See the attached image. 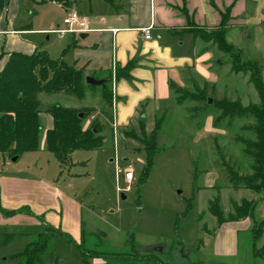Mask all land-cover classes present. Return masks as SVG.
<instances>
[{"label": "rangeland", "instance_id": "374dc122", "mask_svg": "<svg viewBox=\"0 0 264 264\" xmlns=\"http://www.w3.org/2000/svg\"><path fill=\"white\" fill-rule=\"evenodd\" d=\"M38 1L8 0L0 12V19L7 28L29 27L27 34L18 35L20 45L22 41L36 44L37 49L46 50L52 59L61 58L71 65L67 47L78 35L67 32L59 37L54 30L67 27L63 19L71 11L86 13V1L78 0L66 7L55 1ZM259 1L233 0L231 15L237 12L238 2L253 8ZM214 3L217 6V0ZM210 9L212 12L216 8ZM198 10L200 8L196 9L195 15ZM215 11L218 15V10ZM261 12L264 19V10ZM246 16L244 13L241 18ZM206 18L210 19L211 15L206 13ZM194 21L207 25L205 14L202 20L195 16ZM226 26L227 42L241 52V62L258 60L264 81V20L258 21L255 15L249 22H232ZM217 28L203 27L202 31L209 37L207 41L194 39L192 33L181 31L177 36H163L157 44L158 51L165 58L164 65L172 67L180 61V81L174 86L192 91V98L175 103V93H172V97L158 105L148 101L137 109L129 110L133 113L125 120L118 118L104 122L99 116L103 124L102 147L73 151L68 166L60 167L54 155L46 150V126L41 120L38 148L21 153L15 160L6 158L7 164L2 171L4 175L18 174L22 181L35 179L49 183L51 186L46 185L48 193L43 201L45 210L36 213L39 217L0 222V233L26 234L17 235L4 247L0 245V259L22 249L34 235L47 231L49 226L52 228L53 264H81L83 254L78 244L82 241L83 223L86 235L94 232L101 236L88 234L83 242L87 249L126 251L129 247L126 239L132 234L138 252L167 255L173 264L263 262V258L253 255L252 247H259L264 241V192L256 193L243 186L233 188L227 173L228 168L240 175L250 171L249 160L241 151L238 137H250V132L242 127L248 126L252 120L226 118L214 122L220 114L221 102L238 101L246 106L257 103L259 97L249 81V72H235L231 68V62L237 57L217 48L212 39ZM10 42V36H1L0 48L4 43L8 50L18 49L12 48ZM188 65L193 66L185 67ZM38 98L40 115L46 114L44 108L50 103L71 107L85 103L98 107L100 103L95 95L78 100L63 93L41 92ZM208 98L210 102H207ZM109 110L112 112L113 109ZM162 113L164 118L157 137L158 150L147 167L141 144L124 132L133 129L129 135L133 132L141 136L139 123L143 121L145 132L149 133L155 117ZM84 122L89 123L88 119ZM193 161L200 170L198 183L201 187L198 191L193 185ZM127 171L132 173L131 180L124 177ZM39 186H36V191L43 193L45 185ZM216 194L224 214L242 198L255 199L257 204L252 216L225 223L220 231L206 208L207 201ZM260 221L263 222V234L253 244L252 227ZM202 224H205L207 232L201 230ZM96 241H101L98 246L94 244ZM100 262L101 258H90L91 264ZM0 264L11 262L2 260Z\"/></svg>", "mask_w": 264, "mask_h": 264}, {"label": "trees", "instance_id": "16d2710c", "mask_svg": "<svg viewBox=\"0 0 264 264\" xmlns=\"http://www.w3.org/2000/svg\"><path fill=\"white\" fill-rule=\"evenodd\" d=\"M44 1H55L66 7L78 0H39L38 2ZM104 1L110 6L113 5V0ZM7 4L8 0H0V12ZM189 26L182 32L192 33L194 39L209 40L205 31H202L203 27L192 24ZM226 28V24H220L212 39L219 50L237 57L231 62L233 71L249 72V81L257 91L259 101L246 106L241 105L238 101L221 102L219 105L220 114L214 122L218 123L226 118L238 120L250 118L252 120L248 126L242 127L250 132V137H238V142L242 147L241 151L249 160L250 171L240 175L237 171L228 168V180L235 189L243 186L256 193L264 192V81L261 65L258 60L247 59L241 62V52L235 50L233 45L226 40ZM5 55L6 59L0 68V156L2 159L19 156L23 152L38 148L39 133L42 130L41 102L38 98L41 92L63 93L81 100L89 89L99 87L101 99L105 105L100 110L89 106H64L59 103H50L45 106L44 112L51 118V127L44 130V146L54 155L60 167L70 164V155L75 150H96L102 147L103 124L98 118L101 116L104 122L113 121L112 112L109 110L112 105L110 73L108 79L101 86H97L85 83L83 66L76 67L67 64L61 58L52 59L44 49L35 48L32 53L25 54L17 51L5 52L0 48V61ZM132 66L131 61L122 67L116 66L115 77H129ZM173 87L175 103L194 96L192 91L177 86ZM201 99H203V94H201ZM93 113H96L95 117L89 120L88 117ZM163 114L155 117L153 128L149 133L145 132L143 121L139 123L141 136L135 135L133 132L129 135L128 132L134 131L133 129L124 132L126 136L133 137L141 144V148L146 154L147 167L152 163L158 150L157 137L162 126ZM85 119H88V124L84 122ZM199 174L197 163L193 161V185L196 191L201 187L198 183ZM256 204L255 199L242 198L239 203L233 204L227 214H224L219 205V195L216 194L207 201L206 208L215 218L216 227L219 228L226 222H236L252 216ZM0 212L4 216L17 213L34 216L28 206L13 210H5L0 207ZM262 224L263 222L260 221L252 227L253 244L263 234ZM47 229V231L34 235L22 249L7 254L0 261L9 260L11 264H53L54 255L50 244L52 228L48 226ZM201 230H206L205 224H202ZM81 233L82 241L78 244L83 254L81 264H91L90 258L95 257L102 259V262L98 264H173L167 255L162 257L156 252H138L132 234L126 239L128 250L105 252L96 248L87 249L83 246L88 234L101 237L98 233L90 232L86 235L85 230H82ZM17 235L26 234L0 233V245L4 247L10 244ZM100 242L96 241L95 246H98ZM254 254L264 258V241L259 247L254 245Z\"/></svg>", "mask_w": 264, "mask_h": 264}, {"label": "crops", "instance_id": "0c3cea01", "mask_svg": "<svg viewBox=\"0 0 264 264\" xmlns=\"http://www.w3.org/2000/svg\"><path fill=\"white\" fill-rule=\"evenodd\" d=\"M84 1L87 3V12L79 15L86 20L90 30L82 32L85 34L83 38L77 34V38L72 39V43L67 47L68 53L71 55L69 60L71 65L83 66L84 77L91 76L94 79L105 81L108 79L109 73L111 74L113 120L118 118L125 120L133 113L129 110L139 108L142 103L151 101L155 106L166 100L167 97H172L173 86L179 84L180 81V61L173 64L172 67L163 64L165 58L158 51L157 45L163 36H177L182 30L190 27V24L212 28L219 27L222 23L249 22V19L255 15H257L258 21L264 20L261 12L264 10V0H260L253 8H248V4L242 6V3L238 2L237 12L234 15H231L232 9H230L233 0H217V6L214 3L215 0H113L112 6L104 0ZM209 7H215L218 10V15L216 9L211 12ZM197 8L200 10L195 15ZM207 8L208 10H205ZM206 13L211 15L210 19L206 18ZM244 13L247 16L243 19L241 16ZM204 14L207 25L198 24L194 21L195 16L202 20ZM228 18L231 20L228 21ZM147 27H150V38H145L141 31L142 28ZM28 32L29 27L25 25L7 28L1 18L0 37L10 36V46L18 48L8 50L7 44L3 43L2 49L5 52L32 53L36 44L22 41V46L20 45L21 40L18 38V35ZM153 33L156 34L155 38ZM5 59L6 55L0 61V68ZM129 61L133 63L129 77L116 78L114 75L115 67H122ZM191 66L193 65L185 67ZM92 94L100 101L99 106L85 103L79 107L89 106L96 108V110L104 108L100 88L89 89L85 97L93 96ZM95 115L96 113L90 115L89 120ZM42 119L46 126L45 129L50 128L51 118L47 114H43L40 115V120ZM5 159L0 156V207L5 210H13L28 206L34 216H38L36 213L45 210L46 204L43 201H45L48 193L46 185H51L45 180L28 179L22 181L18 174L8 173L4 175L2 167L4 168L7 164ZM40 184L45 185L43 193L38 189L36 191V186L40 188ZM34 216L24 213L4 216L0 212V222L16 221V219L23 217L31 219ZM222 225L224 226L225 223ZM222 225L219 227L220 231ZM81 226L82 232L84 230L83 223ZM219 233L221 232H217V234ZM231 233L235 234V232ZM252 253L255 256L254 247H252ZM261 264H264V260Z\"/></svg>", "mask_w": 264, "mask_h": 264}, {"label": "built area", "instance_id": "2783aa9c", "mask_svg": "<svg viewBox=\"0 0 264 264\" xmlns=\"http://www.w3.org/2000/svg\"><path fill=\"white\" fill-rule=\"evenodd\" d=\"M63 24L67 25L64 29H56L54 30L55 33L58 34L59 37H61L63 34L67 32L71 33H82L87 32L90 29L87 27V22L84 18H82L77 12L71 11L66 15V17L63 19ZM150 27L142 28L141 31L144 34L145 38H150L149 33ZM93 118V117H92ZM124 177L127 180H131L133 178L132 173L130 171H127L124 173Z\"/></svg>", "mask_w": 264, "mask_h": 264}, {"label": "water", "instance_id": "95a60500", "mask_svg": "<svg viewBox=\"0 0 264 264\" xmlns=\"http://www.w3.org/2000/svg\"><path fill=\"white\" fill-rule=\"evenodd\" d=\"M85 36L84 33H79V37L80 38H83ZM85 80V83L86 84H93V85H102L104 83V80H101V79H94L93 77L91 76H85L84 78ZM207 102H210V98L207 99ZM17 158V155L13 156L12 157V160H15ZM158 249L159 251H161L162 249L161 248H156Z\"/></svg>", "mask_w": 264, "mask_h": 264}]
</instances>
